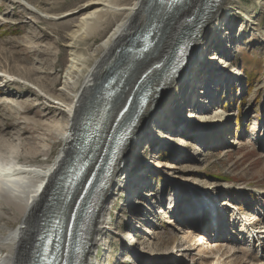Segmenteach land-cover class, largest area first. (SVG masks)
Listing matches in <instances>:
<instances>
[{"label":"rangeland","instance_id":"rangeland-1","mask_svg":"<svg viewBox=\"0 0 264 264\" xmlns=\"http://www.w3.org/2000/svg\"><path fill=\"white\" fill-rule=\"evenodd\" d=\"M88 1L21 0L20 6L0 0V75L7 76L0 77V157L4 156L3 161L17 156L25 147L38 145L49 149L50 141L40 140L39 133L33 132L34 123L41 119L34 115L36 108L31 107L27 114L25 111L35 103L43 110L40 103L45 101L62 110L71 105L60 97L62 92L70 98L74 96L68 75L71 56L66 44L68 34L75 30L81 16L93 7L87 8ZM261 2L260 5L257 0H235L205 37L203 49L207 57H202L197 65L202 71L199 72L202 81L205 79L203 82L215 95V105L207 109L209 117L217 114L230 117L231 141L210 147L196 128L200 121L185 118L188 105L180 99L187 84L173 89L167 101L170 112L163 113L161 119L151 117L143 126L123 164L125 172L117 174L119 183L111 189L113 197L107 203V224L98 237L93 264H210L218 253L225 255L224 249L217 253L205 244L198 246L199 234L205 236L206 243L218 241L207 237L204 229L214 215L199 219L200 222L196 219L200 218L196 214L210 208L213 213L218 211V219L223 215L232 236H238L242 230L248 238V232L254 230L249 226L252 218L258 215L262 224L256 225L257 230L252 232L257 235L256 242L253 238L243 240L239 235L235 242L227 241L224 245L255 251L259 260L264 257V234H258L264 229V0ZM28 5L38 14L33 15L24 8ZM50 14L60 16L52 20ZM96 40L93 50L101 41ZM82 44L78 46L85 48ZM35 50L43 54L38 55ZM204 61H213L215 68H227L216 78L205 70ZM45 62L51 67L49 72L58 71L59 82L54 89L49 81L43 82ZM30 68L39 73L28 75ZM3 81L8 82L7 87H3ZM198 89L201 92V87ZM7 92L10 95L5 97ZM203 104L191 114L198 116L206 112ZM58 148L47 157L38 156L37 160H52ZM193 225H201L204 230L190 231ZM224 235L217 239H226L222 238ZM236 257L233 264H251L255 256L249 259L238 254ZM230 260L223 263L232 264Z\"/></svg>","mask_w":264,"mask_h":264},{"label":"bare ground","instance_id":"bare-ground-1","mask_svg":"<svg viewBox=\"0 0 264 264\" xmlns=\"http://www.w3.org/2000/svg\"><path fill=\"white\" fill-rule=\"evenodd\" d=\"M8 1L22 5L21 0ZM234 1L165 0V3H161L160 0H89L86 3L87 8L93 7L81 16L75 30L68 34L69 42L66 44L71 56L68 75L72 80L70 90L74 96L70 98L62 92L60 97L71 105L68 109L62 110L61 107L50 105V102L47 104L45 101L40 103L43 105V110H39V103H35L25 111L27 114L31 111V107L36 108L34 115L37 114L42 120L44 119L34 123L33 132L39 133L42 137L39 138L40 140L50 141L49 149L45 150L37 147L38 145L29 146L22 148V152L17 156L4 159L6 162L2 160L4 156L0 157V264H33L39 256L36 250L43 247L42 239L48 235V230L53 225L63 228L64 240L71 223L73 207L77 204L85 184L91 179L89 176L94 171L98 159L102 161L105 159L104 162H107L109 160L107 157L110 155L105 158L102 153L110 146L109 154H111L114 150L113 143L123 141L120 146L121 152L114 157L117 164L110 174L107 190L97 197L104 184L96 180L93 189L89 192L90 196L87 200L89 203L84 212L89 213L95 208L96 213L92 221L84 229L82 217L77 220V231L84 230V246L81 248V243L74 245L68 252L69 255L82 253L79 264H93L92 256L96 257L95 247L99 242L98 237L105 229L104 224H107V203L113 197L111 189L119 183L116 182L117 174L123 173V170L125 172L123 164L126 163L130 148L143 126L151 117L161 119L163 113L170 112L167 103L169 95L180 84H187L186 92L180 99V102L188 105L186 109L188 116L185 118L188 120L194 117L200 121L196 128L210 147H216L223 142L229 144L230 117L218 114L209 117L207 109L215 105V95L203 82L205 79L202 81L203 77H200L202 73H199L202 71L197 69V65L202 62V57H207L206 50L203 49L205 37L217 26L224 12ZM257 2L260 5L262 3L261 0ZM24 8L35 15L36 10L32 6L28 5ZM248 14L249 12L245 13L246 16ZM50 15L52 20L60 16ZM97 38L101 41L93 50ZM80 43H83L85 48H80L78 46ZM135 43L138 44L137 48L133 47ZM140 43L144 44V48L137 58L136 55L141 49ZM34 53L43 54L39 50H35ZM227 63L228 61L224 62ZM45 64L47 67L44 68L43 73L46 79L43 82L49 81L54 89L59 82L56 76L58 71L49 72L51 67L49 63L45 62ZM203 67L216 78L221 77L224 72L221 70L227 68V66L215 68L213 61L209 63L204 61ZM37 73L39 71L35 68H30L27 72L28 75H37ZM237 76H240V72ZM0 77L5 79L7 76L2 73ZM141 79L142 82L132 93L134 86ZM41 80L39 83L42 82ZM3 83V87H7L8 82L3 81ZM198 87H201V92ZM4 94L5 97L10 95L9 92ZM197 101L201 103H196ZM202 103L206 112L193 116L191 113ZM95 132L98 137L97 143L90 149L93 156L81 162V166L91 162L90 167L87 170L72 168L78 157L79 146L76 145L85 143L84 137L80 135ZM93 138L95 139L96 136ZM33 139L36 140L37 137L34 136ZM57 146L59 151L52 160H37L40 155L47 157L52 154ZM70 173L79 184L70 190L65 198L63 192L67 189L66 183ZM91 198L96 200L94 206L90 203ZM208 210L210 212H203L204 216L212 214L219 216L217 210L215 213L211 208ZM187 211L191 212L190 209ZM258 218L254 216L250 225L257 224L260 219ZM215 219L218 221L222 218L215 217ZM172 221L174 222L169 220L170 223ZM218 222L220 223L215 231H206L207 237L218 241L206 243L203 234L198 236L200 240L198 246L205 244L207 249L217 253L219 250H225L224 254L227 257L218 253L216 260H212L210 264H225L223 262L229 258L233 264L238 254L248 256L249 259H252L250 256H255L250 261L251 264H264V257L259 260V255L255 251L251 253L246 248L235 249L224 245L223 240L235 242L234 236L230 235L223 240L217 239L227 230L220 220ZM250 228L255 229L251 226ZM191 229H194V232L204 230L196 225H193L190 231ZM147 232L154 233L148 230ZM248 233L250 236L247 239L251 240L252 232ZM258 234H264V229ZM133 238L132 241L135 239Z\"/></svg>","mask_w":264,"mask_h":264},{"label":"water","instance_id":"water-1","mask_svg":"<svg viewBox=\"0 0 264 264\" xmlns=\"http://www.w3.org/2000/svg\"><path fill=\"white\" fill-rule=\"evenodd\" d=\"M136 45V46H135ZM137 43L134 44V47L137 48ZM141 49L140 51H138V54L136 55V57L138 58L140 55H141V50H143L144 48V44L143 43H140L139 44ZM143 79V78H142ZM142 79L140 82H138L135 86H134V89L132 90V93L133 91L138 87V85L142 82ZM131 93V94H132ZM86 136L89 137V139H91V136L89 133H85ZM89 139H87V144H90L91 141H89ZM88 146V145H87ZM103 165H101L102 167ZM100 182V181H99ZM77 185V180L76 182L73 183V185L71 186V189L70 190H73ZM90 186H91V180H88L87 183L85 184V187L84 189L82 190L81 192V195L79 196V199H78V202L77 204L75 205V207H73V211H72V218H76L78 217V215L80 216L82 210H84L87 206V200H88V197L90 196L89 195V192H90ZM94 206V205H93ZM90 215H91V218L89 220L86 221V223H88L89 221H92L93 217H94V214L96 213V210L95 208H93L90 212ZM82 219H84V215L82 216ZM71 220V219H70ZM74 220V219H73ZM72 220V221H73ZM71 226V225H70ZM68 232L66 231V235H65V238L63 240V234L61 235V238H60V244H59V256H58V260H57V264H60L59 260H60V255H62V251L64 250V248L66 247V245L68 243H70L69 245H73L71 242H70V238H71V234H70V227H68ZM80 239V238H79Z\"/></svg>","mask_w":264,"mask_h":264},{"label":"snow or ice","instance_id":"snow-or-ice-1","mask_svg":"<svg viewBox=\"0 0 264 264\" xmlns=\"http://www.w3.org/2000/svg\"><path fill=\"white\" fill-rule=\"evenodd\" d=\"M160 2H161V3H165V0H160ZM178 2H179V0H178Z\"/></svg>","mask_w":264,"mask_h":264}]
</instances>
